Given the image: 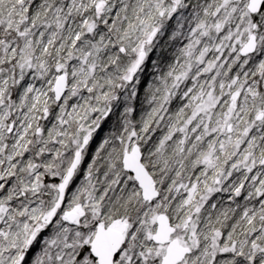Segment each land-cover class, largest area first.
<instances>
[{
  "label": "snow or ice",
  "instance_id": "obj_1",
  "mask_svg": "<svg viewBox=\"0 0 264 264\" xmlns=\"http://www.w3.org/2000/svg\"><path fill=\"white\" fill-rule=\"evenodd\" d=\"M0 264H264V0H0Z\"/></svg>",
  "mask_w": 264,
  "mask_h": 264
},
{
  "label": "trees",
  "instance_id": "obj_2",
  "mask_svg": "<svg viewBox=\"0 0 264 264\" xmlns=\"http://www.w3.org/2000/svg\"><path fill=\"white\" fill-rule=\"evenodd\" d=\"M146 107H147V105H145V108H146ZM137 118H138V117H137ZM111 124H112V122L109 121L108 125H106V126L104 127V132L101 133V136L107 134V132L109 131V128L111 127ZM97 143H98V141H97ZM91 151H94V146H93L92 149H90V152H91ZM81 181H82V177H81Z\"/></svg>",
  "mask_w": 264,
  "mask_h": 264
},
{
  "label": "rangeland",
  "instance_id": "obj_3",
  "mask_svg": "<svg viewBox=\"0 0 264 264\" xmlns=\"http://www.w3.org/2000/svg\"><path fill=\"white\" fill-rule=\"evenodd\" d=\"M80 182H81V178H79V179L77 180V184L80 183Z\"/></svg>",
  "mask_w": 264,
  "mask_h": 264
}]
</instances>
